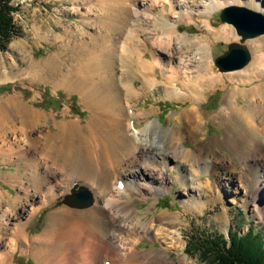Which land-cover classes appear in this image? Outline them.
Returning <instances> with one entry per match:
<instances>
[{
	"label": "bare ground",
	"instance_id": "bare-ground-1",
	"mask_svg": "<svg viewBox=\"0 0 264 264\" xmlns=\"http://www.w3.org/2000/svg\"><path fill=\"white\" fill-rule=\"evenodd\" d=\"M136 1L116 0L107 7L104 39L95 42L96 58L78 60L63 74L65 89L77 92L90 111L86 128L94 148H89L92 144L84 143L80 132L77 133L83 127L78 118L58 123L57 132L48 133L45 144L35 145L31 154L24 149L20 152L19 160L24 161L26 169L31 171V182L27 187L22 183L21 187L30 204L28 208L23 205L16 211L15 203L22 199L21 194L7 198L0 191V202L3 196L7 203L0 210V264H14L15 252L19 248L29 252L37 264H176L186 261V258L168 255L171 248H182L179 238L174 237V222L178 217L162 212L157 220L153 218L144 224L129 201L137 191L154 194L164 190L168 167L172 171L178 170L182 187L194 189L196 187L190 184L194 185L200 179V169L202 172L215 169L211 164L213 161L210 163L201 153L202 147H179L186 135L172 131L166 145H161L166 141L155 122L148 121L141 126L142 119H149L153 111L138 113L134 99L159 85L166 97L191 104L183 116L184 128L191 133L189 138L201 134L205 123L203 112L194 105L205 101L209 91L229 86L220 115L243 121L247 135L235 139L226 130L224 138L212 137L208 145L226 147L232 160L246 163L241 169L234 165L235 162L231 166L223 162L219 166L216 164L215 167L225 168L226 175L222 172L220 178L226 180L227 186L241 181L252 199L261 194L264 186L263 69L250 66L244 71L220 73L207 58L212 42L228 38L232 33L228 26L216 29L212 25L211 11L241 1L208 0L206 9L199 16L200 20L208 17L202 20L203 35L192 38L179 35L177 23L167 20L171 16L168 11L174 12L177 8L182 11H178L175 17L180 14V20L194 19V8L199 0H143L141 6L150 30L147 39L138 34L141 18L137 16L138 9L132 8ZM253 3H257L258 10L264 13L260 0ZM158 7H161L159 15L155 13ZM149 24L153 27L150 28ZM115 33L120 37L107 45ZM194 51L199 55L195 60L191 56ZM166 52L170 61L163 63L161 55ZM257 81L259 83L255 84ZM36 117L41 114L38 112ZM180 118L177 117L178 124ZM76 137L80 142H75ZM51 140L54 145H49ZM13 152L9 148L8 156ZM172 157L175 160L168 166ZM251 157L257 158L258 162L251 164ZM202 158L205 165L201 167ZM107 170L111 171L110 177L106 175ZM81 185L91 189L95 203L86 208L70 204L53 210L43 231L30 238L26 227L34 216L57 197ZM200 189L201 186L196 188L197 191ZM185 204L193 208L189 201ZM112 224L118 227L110 234ZM152 229L156 232L153 233ZM145 235L158 241L162 238L167 243L163 251L138 249V242Z\"/></svg>",
	"mask_w": 264,
	"mask_h": 264
},
{
	"label": "rangeland",
	"instance_id": "rangeland-1",
	"mask_svg": "<svg viewBox=\"0 0 264 264\" xmlns=\"http://www.w3.org/2000/svg\"><path fill=\"white\" fill-rule=\"evenodd\" d=\"M115 1L13 0L14 4L20 6L19 12L15 14V20L23 36L15 39L6 51H0V86L12 85L9 90L0 89V191L7 198L21 194L22 199L18 201L19 203H15L16 208L14 209H17L16 211H19L23 205L28 208L30 204L28 198L24 196V190L21 189L22 183L26 187L28 186L31 173L30 170L26 169L25 162L19 160L22 149L28 150L31 154L35 145L38 143L45 144L48 133L54 134L57 132L58 123H61V121L69 122L78 118H80L83 127L77 133L80 132L79 134L83 137L84 143L92 144L89 148H94L92 137L86 128L90 111L77 92H69L65 89L63 74L79 61L87 60L90 57H93L92 59L96 58L98 52L95 49V42H101L105 34V19L107 17H105L104 12H107L106 10ZM142 1L137 0L132 8L138 9L137 16L139 15L141 18L138 34L140 33V38L147 39L150 36L148 33L150 30L146 25V16L141 6ZM240 1L211 11L209 19L212 25L216 29L228 26L232 33L228 38L215 39L207 51V58L212 60L216 71L220 73L244 71L250 66H259V68L261 67L260 70L263 69L264 72V35L246 41L252 58L244 68L221 72L215 63V59L228 49L230 43L240 40L235 27L230 23L221 21V11L232 5L244 6L259 11L257 3H253L257 0ZM260 1L264 5V0ZM207 3L208 0H199L196 3L197 6L194 8L196 16L194 19L180 20V14H177L178 17L174 15L182 10L175 8L174 12L168 11L171 16L167 20L174 24L177 23L178 33L181 36L184 34L192 38L202 36V28L204 27L202 20H207L208 17H201L200 20L199 16H202L201 13L206 9ZM128 4H131V2H128ZM159 8L161 9V7H158L155 10L157 15L160 14ZM131 22L134 23L133 20ZM149 25H151L150 28L153 27L152 24ZM142 29H146V31L143 32ZM112 37L108 40L109 42H106L107 45L118 39L120 34L115 33ZM197 52L192 53L193 60L199 58ZM161 60L163 63H168L170 61L169 53H163ZM174 63L176 64V61ZM256 83H259V81ZM228 89L229 86L227 88L217 87L206 94L207 99L205 101L194 105L203 112L205 123L201 134L194 135L193 138H189L191 133L184 128V113L192 107L188 101L166 97L161 85L152 91L145 92L139 99H134L138 113L153 111L149 115V119H142L141 126L144 127L148 121L155 122L166 141L161 145H166L169 141V134L176 131L187 136L186 140L179 146L181 149L183 147L190 149L202 147L201 153L207 156L210 163L211 160L213 163L215 162V165L211 163L215 168L214 170L202 172V169H200V179L196 180L194 185L190 184L196 188L201 186L198 191L196 188H189L190 186L182 187L178 170L172 171L168 167L166 188L164 190L154 194L146 192V190L137 191L129 199L132 206L139 212L141 221L144 224H148L153 218L156 219L162 212H170L178 217L174 222V237L179 238L182 248H171L168 255L178 259L186 258V261L177 262L176 264H212L210 259H205L201 255L204 245L201 246L200 242L207 238L214 239L220 236L222 239H228L231 232L245 234L252 228L255 231H260L264 239V186L261 188V194L256 199H252L246 192L245 185L241 181L237 184L229 183L227 186L226 180L220 178L222 172L223 175H226L225 168L218 166L221 165V162L226 166H231V163L235 162L234 165L241 169L245 162L240 163L232 160L226 147L208 145L212 137L224 138L226 130L235 139L247 135L246 125L243 121L236 120L234 116L226 119L220 115L219 111ZM38 112L41 114L39 118L36 117ZM177 117H181L179 124L177 123ZM53 141L47 143L54 145ZM75 142L80 141L77 138ZM9 148L14 151L12 157L7 154ZM251 159V164L258 162L256 161L257 158L251 157ZM174 160L172 157L168 162V166ZM200 163L201 167L205 165V159L202 158ZM216 164L218 168L215 167ZM246 167H249V165ZM106 175L110 177L111 171L107 170ZM236 176L238 175L236 174ZM82 191L91 195L93 202L90 206H92L95 203V198L91 189L85 185L74 186L69 192L57 197L51 205L43 208L34 216L26 227L29 237L32 238L43 231L50 212L63 205L71 206L69 199ZM141 193L146 195L142 196ZM185 201H189L193 208L187 207ZM6 204V199L1 196L0 210L4 209L7 206ZM164 222H167V220H164ZM117 227V225L112 224L110 234H113ZM152 231L153 233L156 232L153 229ZM8 238L9 236L6 240ZM163 241L162 238L161 241H158L150 235H145L138 242L137 248L140 250L156 249L163 251L167 244ZM169 242L168 240V245H170ZM195 246H200V248L196 249ZM212 257L211 255L210 258ZM13 262L14 264H37L29 252L21 251L20 248L15 252Z\"/></svg>",
	"mask_w": 264,
	"mask_h": 264
},
{
	"label": "trees",
	"instance_id": "trees-1",
	"mask_svg": "<svg viewBox=\"0 0 264 264\" xmlns=\"http://www.w3.org/2000/svg\"><path fill=\"white\" fill-rule=\"evenodd\" d=\"M19 10L20 6L14 4L13 0H0V51H6L15 39L23 36L15 20V14ZM11 87V84H6L0 86V89L9 90ZM262 235L260 231L250 228L245 234L231 232L228 239L220 236L207 238L200 242L201 246L204 245L201 255L210 259L212 264H264Z\"/></svg>",
	"mask_w": 264,
	"mask_h": 264
},
{
	"label": "water",
	"instance_id": "water-1",
	"mask_svg": "<svg viewBox=\"0 0 264 264\" xmlns=\"http://www.w3.org/2000/svg\"><path fill=\"white\" fill-rule=\"evenodd\" d=\"M220 18L222 22L235 27L240 40L230 43L228 49L215 59V63L221 72L242 69L252 58L246 41L264 35V14L244 6L232 5L221 11ZM92 202L91 195L84 191L69 199L71 205L78 207L90 206Z\"/></svg>",
	"mask_w": 264,
	"mask_h": 264
}]
</instances>
